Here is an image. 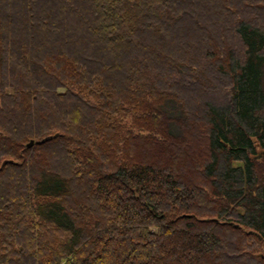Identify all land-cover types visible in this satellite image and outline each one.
Segmentation results:
<instances>
[{
  "label": "trees",
  "instance_id": "1",
  "mask_svg": "<svg viewBox=\"0 0 264 264\" xmlns=\"http://www.w3.org/2000/svg\"><path fill=\"white\" fill-rule=\"evenodd\" d=\"M0 264H264V0H0Z\"/></svg>",
  "mask_w": 264,
  "mask_h": 264
},
{
  "label": "water",
  "instance_id": "2",
  "mask_svg": "<svg viewBox=\"0 0 264 264\" xmlns=\"http://www.w3.org/2000/svg\"><path fill=\"white\" fill-rule=\"evenodd\" d=\"M232 93H234V91L232 90ZM51 138L50 137H48V138H45V139H43V140H41V141H38V142H36V144H41V143H44V142H46V141H48V140H50ZM29 145H33V142H30V144Z\"/></svg>",
  "mask_w": 264,
  "mask_h": 264
}]
</instances>
